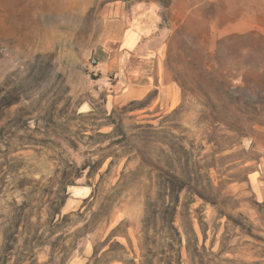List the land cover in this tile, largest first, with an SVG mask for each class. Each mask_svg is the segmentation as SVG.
Segmentation results:
<instances>
[{
  "label": "rangeland",
  "instance_id": "374dc122",
  "mask_svg": "<svg viewBox=\"0 0 264 264\" xmlns=\"http://www.w3.org/2000/svg\"><path fill=\"white\" fill-rule=\"evenodd\" d=\"M142 15L169 110L87 69ZM0 264H264V0H0Z\"/></svg>",
  "mask_w": 264,
  "mask_h": 264
},
{
  "label": "crops",
  "instance_id": "0c3cea01",
  "mask_svg": "<svg viewBox=\"0 0 264 264\" xmlns=\"http://www.w3.org/2000/svg\"><path fill=\"white\" fill-rule=\"evenodd\" d=\"M153 30L154 20L144 15L137 23L124 26L117 34V45L111 48L108 44L101 51L97 80L106 86L109 98L118 103L153 95L149 108L169 110L180 102L181 90L169 80L161 57L151 53L157 43Z\"/></svg>",
  "mask_w": 264,
  "mask_h": 264
},
{
  "label": "built area",
  "instance_id": "2783aa9c",
  "mask_svg": "<svg viewBox=\"0 0 264 264\" xmlns=\"http://www.w3.org/2000/svg\"><path fill=\"white\" fill-rule=\"evenodd\" d=\"M87 69L91 74L99 73V60L96 56H92L88 62Z\"/></svg>",
  "mask_w": 264,
  "mask_h": 264
},
{
  "label": "water",
  "instance_id": "95a60500",
  "mask_svg": "<svg viewBox=\"0 0 264 264\" xmlns=\"http://www.w3.org/2000/svg\"><path fill=\"white\" fill-rule=\"evenodd\" d=\"M72 187H87L89 190H91V187H90V186H88V185H87V186H81V185H74V184H72V185H69V186H68V189H69V190H71V189H72ZM85 197H86V196H85Z\"/></svg>",
  "mask_w": 264,
  "mask_h": 264
},
{
  "label": "bare ground",
  "instance_id": "6f19581e",
  "mask_svg": "<svg viewBox=\"0 0 264 264\" xmlns=\"http://www.w3.org/2000/svg\"><path fill=\"white\" fill-rule=\"evenodd\" d=\"M79 189V188H78ZM82 190V189H81ZM80 191V190H79ZM78 195H81L83 197L87 196L89 194V189L85 190V192L83 194H80L79 192H77Z\"/></svg>",
  "mask_w": 264,
  "mask_h": 264
}]
</instances>
